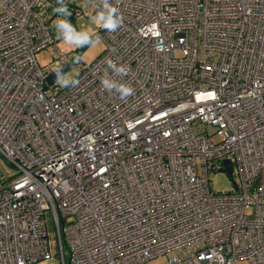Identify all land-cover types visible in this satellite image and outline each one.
I'll return each instance as SVG.
<instances>
[{
  "label": "built area",
  "instance_id": "2783aa9c",
  "mask_svg": "<svg viewBox=\"0 0 264 264\" xmlns=\"http://www.w3.org/2000/svg\"><path fill=\"white\" fill-rule=\"evenodd\" d=\"M111 2L122 25L62 88L57 0H0V264L51 258L46 210L60 264H264V0Z\"/></svg>",
  "mask_w": 264,
  "mask_h": 264
},
{
  "label": "rangeland",
  "instance_id": "374dc122",
  "mask_svg": "<svg viewBox=\"0 0 264 264\" xmlns=\"http://www.w3.org/2000/svg\"><path fill=\"white\" fill-rule=\"evenodd\" d=\"M73 8L75 9V13L72 17L68 18L63 15H59L56 13L54 9H50L46 15V20L50 22V25L53 29V33L56 37V44L57 48L63 53L66 51L71 50H78L77 57L80 58L78 64H73L71 68L64 73L65 77L72 78L74 77L79 68L83 63H88L98 57L99 54L102 53L104 49L103 40L100 38L99 41L91 45H84L81 47H77L75 44L66 43L62 39H58L56 35V29L54 27V21L58 18L67 19L78 31L88 30L94 31L96 34L99 35L97 32L99 28L93 24L90 20V15L94 14V9L86 2H81L79 0H71ZM100 37V36H99ZM94 38V37H93ZM40 66H47L51 64L52 61V53L49 49L41 50L36 53L35 58ZM15 173V169L9 166L8 163L5 162L3 158H0V178L12 176ZM211 184L209 185L213 191H220L225 192L232 189L230 177L224 173L223 171H217L211 174L210 176ZM52 212L50 210L45 211V224H46V232H47V241L49 246V253H51V258L48 260L43 261L41 264H60L61 263V256L59 253V244L57 240V229L56 224L54 221V217H52ZM65 257H68V252L65 250ZM171 254L167 253L157 258H153L148 260L146 264H170L169 263V256ZM202 264H212L209 262H205ZM236 264H250L248 261H240Z\"/></svg>",
  "mask_w": 264,
  "mask_h": 264
},
{
  "label": "clouds",
  "instance_id": "9594fccd",
  "mask_svg": "<svg viewBox=\"0 0 264 264\" xmlns=\"http://www.w3.org/2000/svg\"><path fill=\"white\" fill-rule=\"evenodd\" d=\"M101 8L95 10L94 14L90 15V20L98 28H102L109 32L116 31L123 22V17L119 15V10L116 6L113 5L111 0H100ZM95 8V6H93ZM56 13L61 15H70L68 12L65 0H57V7L54 9ZM54 27L56 29V35L58 39L64 40L66 43L75 44L77 47L84 45H91L100 40L98 34L94 31H78L67 19L58 18L54 21ZM94 37V38H93ZM80 60L79 57L75 58V61L78 63ZM110 67H113L116 71L121 74L126 73L127 69L123 67L117 68L114 64L110 62ZM57 75V83L60 87L65 88L69 86H76L78 80L75 78H67L63 73V70L60 68L55 69ZM78 75V74H77ZM102 86L108 91L112 90V84L109 83L108 79H102ZM120 96L121 98L127 97L133 91L129 85H120Z\"/></svg>",
  "mask_w": 264,
  "mask_h": 264
},
{
  "label": "water",
  "instance_id": "95a60500",
  "mask_svg": "<svg viewBox=\"0 0 264 264\" xmlns=\"http://www.w3.org/2000/svg\"><path fill=\"white\" fill-rule=\"evenodd\" d=\"M72 16H73V15H72V13L70 12L69 17H72ZM69 66H70V64H69V63H66V64L62 65L61 67H59V68L63 70V73H65V72L68 70ZM55 79H57V75H56V72L53 71L52 73H50V74L47 76L46 83L50 84V83H52V81H54ZM224 161H225V163H228V160H224ZM229 171H230V166L227 165V166H226V172H225V173H227V175H229V174H230ZM233 185H234V184H233ZM234 186L236 187V185H234Z\"/></svg>",
  "mask_w": 264,
  "mask_h": 264
},
{
  "label": "trees",
  "instance_id": "16d2710c",
  "mask_svg": "<svg viewBox=\"0 0 264 264\" xmlns=\"http://www.w3.org/2000/svg\"><path fill=\"white\" fill-rule=\"evenodd\" d=\"M75 13V10H73V14ZM78 51V50H77ZM7 163V162H6Z\"/></svg>",
  "mask_w": 264,
  "mask_h": 264
}]
</instances>
